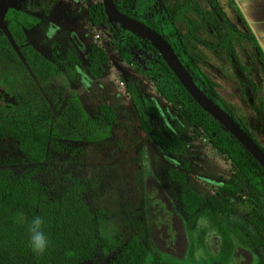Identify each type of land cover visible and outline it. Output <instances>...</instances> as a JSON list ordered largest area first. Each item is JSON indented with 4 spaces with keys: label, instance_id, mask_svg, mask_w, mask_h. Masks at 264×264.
Wrapping results in <instances>:
<instances>
[{
    "label": "rangeland",
    "instance_id": "obj_1",
    "mask_svg": "<svg viewBox=\"0 0 264 264\" xmlns=\"http://www.w3.org/2000/svg\"><path fill=\"white\" fill-rule=\"evenodd\" d=\"M100 2L0 0L2 31H5L3 16L8 9L38 18L40 22L26 32L28 42L61 68L87 113L96 115L99 104L105 102L116 114L108 140L87 143L83 152L74 156L50 150L36 175L53 197L60 196L75 181L85 182L90 177L99 180L95 193L84 194V200L91 210L103 209L110 215L101 225V234L111 249L99 250L85 264H109L132 237L159 254V260H151V264H264V225L257 220L252 199L234 175V168L207 139L193 135V129L175 116L151 83L119 58L107 25L89 24L86 9ZM165 4L170 10L180 6L192 9L186 14L196 27L197 37L212 48L189 40L191 58L264 152V62L231 0H215L216 8L210 0H165ZM228 24L238 33L232 34ZM177 27L186 36V26L179 23ZM228 32L233 35L230 59L225 49L218 46ZM92 44L101 47L108 57L102 76L96 80L85 72V55ZM67 48L78 58L75 67L64 62ZM132 56L138 63L145 62L146 55L136 49L132 50ZM124 81L135 85L141 94L156 99L165 116L174 120V131L194 136L188 150L194 169L188 177V186L204 198L211 218H198L192 228L187 227L177 187L166 176L174 165L140 130ZM153 127H158L155 121ZM27 166L15 142L0 138V168L19 173ZM224 183H231L237 193H221ZM251 220L257 222V227ZM217 226L223 227L233 239L234 252L227 263L220 255L223 242Z\"/></svg>",
    "mask_w": 264,
    "mask_h": 264
},
{
    "label": "trees",
    "instance_id": "obj_2",
    "mask_svg": "<svg viewBox=\"0 0 264 264\" xmlns=\"http://www.w3.org/2000/svg\"><path fill=\"white\" fill-rule=\"evenodd\" d=\"M210 1L216 8L215 0ZM112 3L121 13L160 34L200 91L250 137L188 52L189 40L212 48L197 37L196 27L186 14L191 8L180 6L170 10L165 0H112ZM86 17L93 27L108 26L119 58L151 83L158 97L171 106L175 116L193 129V135L207 139L210 146L231 164L234 175L252 199L257 220L264 225V169L261 165L230 132L193 101L148 41L119 24L109 23L101 2L89 6ZM37 23V18L14 9H8L4 15V27L19 48L25 64L0 30V138L14 141L28 165L19 173L11 168H0V264H85L92 261L99 250L111 249L101 234V225L110 215L103 209L91 210L84 200V194L95 193L99 180L90 177L85 182L75 181L60 196L53 197L36 175L50 150L74 156L82 153L87 143L108 140L111 128L116 124V114L105 102L99 104L96 115L86 112L61 68L28 43L25 31ZM179 23L186 26V36L180 33ZM227 28L232 34L238 33L229 24ZM247 30L264 62L262 51ZM231 33H226L218 42L229 59L232 56ZM133 49L146 55L143 64L132 56ZM64 62L69 67L79 63L69 48L64 52ZM107 62L104 50L96 44L90 45L86 56L87 76L99 79ZM122 84L140 130L174 165L166 171V176L177 187L187 227L192 228L198 218H211L204 198L188 186V177L194 171L188 150L194 136L174 131V120L165 116L156 99L141 94L131 82ZM153 121L157 128L153 127ZM220 192L234 195L237 190L231 183H224ZM36 216L43 219V231L50 240L43 255L35 254L30 246L29 225ZM250 223L257 227L256 221ZM217 229L223 242L220 255L227 263L234 252L233 239L223 227L217 226ZM159 258L158 253L132 237L109 264H151V260Z\"/></svg>",
    "mask_w": 264,
    "mask_h": 264
},
{
    "label": "water",
    "instance_id": "obj_3",
    "mask_svg": "<svg viewBox=\"0 0 264 264\" xmlns=\"http://www.w3.org/2000/svg\"><path fill=\"white\" fill-rule=\"evenodd\" d=\"M104 13L108 18L109 23L113 26L119 24L121 28L128 30L136 36L148 41L163 57L167 63L169 69L174 73L179 84L185 89L187 94L201 107L205 112L211 115L216 121H218L225 130L231 133L233 137L245 148V150L261 165L264 169V153L258 147V145L243 131V129L232 119L224 110H222L217 104H215L210 98H208L200 89L195 85L190 75L187 73L183 65L173 53L171 47L163 39V37L156 31L150 29L140 21L130 18L128 15L118 11L112 0H101ZM124 24L132 25L136 30L143 34V36L136 34L132 30L126 28ZM2 33L7 38L14 52L23 64L25 61L20 53L19 48L14 42L11 35L5 28Z\"/></svg>",
    "mask_w": 264,
    "mask_h": 264
},
{
    "label": "crops",
    "instance_id": "obj_4",
    "mask_svg": "<svg viewBox=\"0 0 264 264\" xmlns=\"http://www.w3.org/2000/svg\"><path fill=\"white\" fill-rule=\"evenodd\" d=\"M264 55V0H232Z\"/></svg>",
    "mask_w": 264,
    "mask_h": 264
},
{
    "label": "clouds",
    "instance_id": "obj_5",
    "mask_svg": "<svg viewBox=\"0 0 264 264\" xmlns=\"http://www.w3.org/2000/svg\"><path fill=\"white\" fill-rule=\"evenodd\" d=\"M43 224V219L36 216L29 225L30 246L37 255H43L50 246V240L43 231Z\"/></svg>",
    "mask_w": 264,
    "mask_h": 264
},
{
    "label": "flooded vegetation",
    "instance_id": "obj_6",
    "mask_svg": "<svg viewBox=\"0 0 264 264\" xmlns=\"http://www.w3.org/2000/svg\"><path fill=\"white\" fill-rule=\"evenodd\" d=\"M16 11H19V10H16ZM19 12H22V11H19ZM22 13L27 14V15H29V16H31V17L36 18L35 16H33V15L29 14V13H26V12H22ZM4 15H5V14H4ZM126 15H127V14H126ZM37 19H38V18H37ZM39 22H40V20L38 19V23H39ZM38 23H37V24H38ZM3 24H4V16H3ZM37 24H36V25H37ZM36 25H35V26H36ZM35 26H34V27H35ZM0 30H1V29H0ZM30 30H31V29H30ZM1 31H2V30H1ZM28 31H29V30H28ZM26 32H27V31H25V36H26ZM26 38H27V37H26ZM76 40H77V39H76ZM27 41H28V40H27ZM77 41H78V40H77ZM28 43H29V42H28ZM29 44H30V43H29ZM30 45H31V44H30ZM31 46H32V45H31ZM67 49H68V48H67ZM69 49H70V48H69ZM36 50H37V49H36ZM65 50H66V49H65ZM70 50H71V49H70ZM71 51H72V50H71ZM39 52H40V51H39ZM64 52H65V51H64ZM87 52H88V50H87ZM40 53H42V52H40ZM72 53H73V52H72ZM42 54H43V53H42ZM86 56H87V53H86V55H85V62H86ZM63 59H64V56H63ZM77 59H78V58H77ZM77 65H78V64H77Z\"/></svg>",
    "mask_w": 264,
    "mask_h": 264
},
{
    "label": "bare ground",
    "instance_id": "obj_7",
    "mask_svg": "<svg viewBox=\"0 0 264 264\" xmlns=\"http://www.w3.org/2000/svg\"><path fill=\"white\" fill-rule=\"evenodd\" d=\"M124 26H125L126 28L132 30V31L135 32L136 34L143 36V34L140 33L138 30H136L132 25H130V24H124Z\"/></svg>",
    "mask_w": 264,
    "mask_h": 264
}]
</instances>
